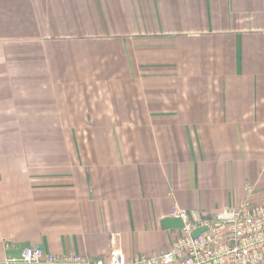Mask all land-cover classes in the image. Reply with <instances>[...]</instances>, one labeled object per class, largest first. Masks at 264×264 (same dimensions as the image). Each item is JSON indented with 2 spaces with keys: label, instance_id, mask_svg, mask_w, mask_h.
Masks as SVG:
<instances>
[{
  "label": "crops",
  "instance_id": "obj_1",
  "mask_svg": "<svg viewBox=\"0 0 264 264\" xmlns=\"http://www.w3.org/2000/svg\"><path fill=\"white\" fill-rule=\"evenodd\" d=\"M247 198L264 204V0H0V262L150 256L174 207Z\"/></svg>",
  "mask_w": 264,
  "mask_h": 264
},
{
  "label": "built area",
  "instance_id": "obj_2",
  "mask_svg": "<svg viewBox=\"0 0 264 264\" xmlns=\"http://www.w3.org/2000/svg\"><path fill=\"white\" fill-rule=\"evenodd\" d=\"M170 217L179 218L182 227L173 229L167 251L150 256L126 259L113 248L105 258H95L72 251L54 254L35 245L23 246L0 264H264V204L247 198L212 218L174 207ZM201 227L194 237L193 231Z\"/></svg>",
  "mask_w": 264,
  "mask_h": 264
},
{
  "label": "water",
  "instance_id": "obj_3",
  "mask_svg": "<svg viewBox=\"0 0 264 264\" xmlns=\"http://www.w3.org/2000/svg\"><path fill=\"white\" fill-rule=\"evenodd\" d=\"M161 226L165 229H176L182 227V221L176 217H165L160 221ZM204 230V227L197 228L193 231V236H197L201 231Z\"/></svg>",
  "mask_w": 264,
  "mask_h": 264
}]
</instances>
